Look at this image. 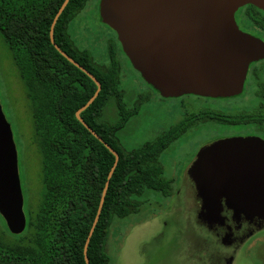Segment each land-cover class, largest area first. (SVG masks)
Here are the masks:
<instances>
[{"label": "trees", "instance_id": "obj_1", "mask_svg": "<svg viewBox=\"0 0 264 264\" xmlns=\"http://www.w3.org/2000/svg\"><path fill=\"white\" fill-rule=\"evenodd\" d=\"M88 1H69L57 21L54 38L101 83L98 97L81 118L119 154L88 247L90 264H110L105 249L110 226L117 218L139 212L141 205L133 197L148 189L172 196L174 181L164 177L160 158L181 134L175 135L173 128L138 149L125 150L118 135L139 110L128 109L124 103V92L119 89L120 64L110 54L108 67L98 65L68 31ZM64 2L0 0V34L25 89L34 141L42 158L43 182L38 210L26 219L20 239L8 240L0 226V264H86L84 246L115 163V156L76 117L95 94V82L61 55L50 39L52 23ZM113 101L118 120L109 123L103 117ZM0 220L12 233L1 215Z\"/></svg>", "mask_w": 264, "mask_h": 264}, {"label": "water", "instance_id": "obj_2", "mask_svg": "<svg viewBox=\"0 0 264 264\" xmlns=\"http://www.w3.org/2000/svg\"><path fill=\"white\" fill-rule=\"evenodd\" d=\"M50 30L53 46L96 84L90 100L76 112L77 119L115 156L101 202L89 231L84 257L99 221L119 154L81 118L98 97L101 83L55 42L58 19ZM246 5L264 12V0H101V21L112 29L132 67L166 98L195 94L215 98L239 95L252 62L264 59V41L240 30L235 13ZM187 174L201 202L198 219L222 224L223 211L239 221H264V141L230 138L212 143L198 153ZM18 155L12 130L0 103V215L15 234L26 227ZM223 243L229 244V238Z\"/></svg>", "mask_w": 264, "mask_h": 264}, {"label": "rangeland", "instance_id": "obj_3", "mask_svg": "<svg viewBox=\"0 0 264 264\" xmlns=\"http://www.w3.org/2000/svg\"><path fill=\"white\" fill-rule=\"evenodd\" d=\"M100 2L89 0L74 17L68 31L80 49L89 51L98 65L108 67L109 45L116 36L101 21ZM239 24L245 29L252 27L250 21H239ZM119 62V89L124 92V103L128 109L139 110L118 135L125 150L131 151L155 140L180 120L184 109L189 110L190 105L195 106L198 101L185 96L161 102V97L151 94L123 54ZM0 103L12 130L23 210L29 219L37 212L43 192L42 158L34 141L25 89L1 34ZM103 119L109 123L118 120L114 101L108 105ZM201 143L195 130L163 153L160 162L164 177L174 181L172 196L164 197L148 189L141 196L133 197L141 205L139 212L124 219L117 218L110 226L105 246L110 264H218L230 254L231 250L221 245L196 219L198 201L186 170ZM0 226L10 241L17 242L23 235L7 232L1 220ZM234 264H264V230L241 245Z\"/></svg>", "mask_w": 264, "mask_h": 264}, {"label": "flooded vegetation", "instance_id": "obj_4", "mask_svg": "<svg viewBox=\"0 0 264 264\" xmlns=\"http://www.w3.org/2000/svg\"><path fill=\"white\" fill-rule=\"evenodd\" d=\"M235 20L240 30L264 41V12L253 8L251 5H246L237 10ZM239 21H250L252 27L242 28ZM115 36L109 45V56L113 54L117 63L120 64L119 60L123 50L117 35ZM147 89L151 94L161 97V102L167 99H177L163 97L149 85H147ZM185 96L197 98L198 103L195 106L190 105L189 110L184 109L180 120L160 135L171 132L175 128V135H181L170 144V147H172L179 144L181 139L188 133L198 131L203 143L198 146L199 148L197 147L193 155V161L201 149L224 139L243 137L264 141V59L252 62L249 65L243 90L235 97L215 98L195 94L182 97ZM193 161L190 163L192 164ZM197 201L196 219L199 224L214 235L221 245L231 250L230 254L224 256L218 264H234L241 245L256 232L264 230V221L255 220L253 223H249L244 218L237 221L233 218L232 212L225 209L222 213L225 219L223 225H210L198 219L201 202L199 199ZM227 237L229 238V244L225 245L223 241Z\"/></svg>", "mask_w": 264, "mask_h": 264}]
</instances>
